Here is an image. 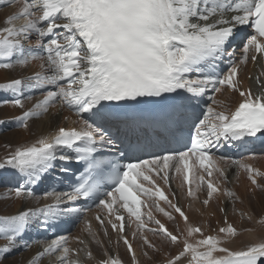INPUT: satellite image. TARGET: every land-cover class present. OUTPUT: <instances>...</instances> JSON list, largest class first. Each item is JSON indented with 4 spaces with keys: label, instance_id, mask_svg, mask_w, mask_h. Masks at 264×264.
Masks as SVG:
<instances>
[{
    "label": "snow or ice",
    "instance_id": "obj_1",
    "mask_svg": "<svg viewBox=\"0 0 264 264\" xmlns=\"http://www.w3.org/2000/svg\"><path fill=\"white\" fill-rule=\"evenodd\" d=\"M6 3H19L21 7L0 29V61H3L0 69L40 61L41 70L0 83V92L12 94L0 104L23 109L25 100L32 99L30 95L25 96V92L46 90L42 99L15 118L20 126L27 129L30 119L48 113L49 108L59 102L75 110L81 127H60L53 136L16 148L0 161V170L16 169L26 174L29 182L36 183L40 174L55 167L53 162L57 160L58 149L69 150L59 156L60 160L83 161L86 168L85 175L70 192L55 195L54 204L0 217V236L7 241L0 247V253L12 251L27 228L55 226L62 218L80 213L82 209L76 202L81 198L99 197L101 184L107 181L111 182L112 190L104 193L98 206L106 209L110 216L114 214V206L119 204L135 217L138 229L145 228L142 200L137 194L142 192L149 198L154 195L166 201L183 218L186 235L182 250L166 264H177L185 257H188L187 264H264V242L241 250L224 247L239 234L236 227L227 223V218L226 226L220 227L217 235L204 236L200 227L188 223V216L168 200L153 179L155 175L167 184L169 171L174 169L188 183V195L195 196L189 174L193 168L202 169L209 179L198 175L196 190L206 184L207 199L203 204L208 205L213 195L221 191L211 177L219 174L226 178L221 167L226 158L214 157L212 148L227 147L246 138H264V92L254 96L250 89L240 90L239 69L234 61L229 60L227 74H217L215 63L232 55L229 47L237 38V26L253 30L241 37L246 41L241 62L248 61L250 51L264 55V0H6ZM229 13H232L230 17ZM21 19L25 22L17 26L15 21ZM33 34L37 37L36 45H26L25 41ZM34 47L46 55L38 54ZM251 59L256 60L257 56L252 55ZM202 69H207V74ZM195 73L201 75L192 78ZM209 86L217 93L223 86L238 91L242 102L231 113L216 111L211 106L193 113L188 142L183 143L182 122L190 118L183 109L192 104L194 98L202 97ZM212 100L219 103L214 97ZM146 105L160 106L159 111L152 112L151 118L162 121L167 130L174 129L173 136L179 146L152 145L161 148L159 154L153 153L150 159L136 157L137 162L120 165L119 158L132 157L126 154L124 142L119 137L114 138L109 129L127 126L137 117L146 119L143 111H138L139 106ZM193 130L195 135L191 134ZM105 150L117 159H105ZM233 163L249 174L252 185L264 191V185L257 181V176L264 177V173L245 162ZM68 170V167L61 168L62 172ZM93 173L99 179H93ZM141 179L153 185L154 191L145 187ZM225 194L236 195L230 190ZM33 195L25 186L15 189L16 197ZM156 207L173 219L170 212L158 204ZM146 215L158 226L151 231L162 232L173 244L180 241L181 238L159 219H154L151 208ZM115 219L120 223L109 221L112 228L122 232L124 216L115 214ZM260 222L264 224V219ZM196 234L203 238L189 240ZM143 239L148 247H155L147 237ZM123 243L132 254L133 264H138L126 236ZM55 252L60 253L58 264H80L78 259H70L73 250L67 246L64 236L53 240L29 264H37L46 254ZM87 255L91 257V252ZM99 264L123 262L118 257H109Z\"/></svg>",
    "mask_w": 264,
    "mask_h": 264
},
{
    "label": "bare ground",
    "instance_id": "obj_2",
    "mask_svg": "<svg viewBox=\"0 0 264 264\" xmlns=\"http://www.w3.org/2000/svg\"><path fill=\"white\" fill-rule=\"evenodd\" d=\"M21 5H19L18 8H20ZM1 16V15H0ZM6 26V22L0 21V29ZM20 68L19 66L14 67L12 69H0V83L1 82H7L10 79L13 78H19L20 77ZM5 92H0V94H3ZM19 113H23V110L19 107H13L11 105H4L0 104V119L4 117H10L17 115ZM60 121V118L57 116H50V118H46V120H33L30 121V127L27 130H24L23 128L9 133H3L0 135V141L8 144H22L26 141L30 140L31 138L39 139L44 137L47 133H49L56 124H58ZM244 186V185H243ZM243 186H241L239 189L242 190ZM244 190V189H243ZM246 190V189H245ZM244 193V192H243ZM0 217L3 216H10L15 215V213L19 211H23L26 208H22V206L29 207L34 205V202H27L24 203L20 197L15 196V191L11 189L10 187L7 188H0ZM3 206V207H2ZM196 207H200V203L195 204ZM2 207V208H1ZM213 211L210 209V212ZM197 214L193 213V217H196ZM259 224V223H256ZM258 235H263L264 232L259 233ZM247 237V242H252L254 239H259L260 237L258 235H255L254 229H249L245 234ZM7 241L0 236V247L5 245ZM26 257L24 258L23 262L21 264H29V262L37 255V250H29L25 253ZM11 258H7L5 253H0V261H2V264H14ZM39 264H48L45 262V260L39 259Z\"/></svg>",
    "mask_w": 264,
    "mask_h": 264
},
{
    "label": "rangeland",
    "instance_id": "obj_3",
    "mask_svg": "<svg viewBox=\"0 0 264 264\" xmlns=\"http://www.w3.org/2000/svg\"><path fill=\"white\" fill-rule=\"evenodd\" d=\"M7 10H9V9H7ZM16 13H17V11H15ZM7 13L6 12H4V18H5V21H6V19L10 16V15H13L14 13H9L8 15H6ZM1 15V14H0ZM1 18V17H0ZM3 21V20H2ZM4 21V22H5ZM18 21V22H17ZM15 23L17 24V26H19V25H22L25 21L24 20H17ZM1 143H3L2 141H0V144ZM244 189V190H243ZM246 189V187L245 186H243V188H242V190H238V192L242 195V199H243V201L241 202V200L242 199H240L239 200V205H237L236 203H237V200H234V203H233V199L232 198H230V199H228L227 201H226V203L227 204H229V215H230V217L234 220V224L236 225V227H237V229H238V235L236 236V237H238V238H236V237H234V238H236V239H234L235 240V242L237 241H239L240 240V236H242V235H244L249 229H253V225L255 224V223H253V224H250V223H247V224H245V230H243L242 232H241V227L239 226V218H240V216L239 215H241L240 214V212H239V207H241L242 208V212H244L245 210H247L248 212H249V210H251L254 214H256V215H258V214H261V213H263L264 212V192L263 193H261V192H259V193H257V192H252V193H254V194H251V193H249L248 191H247V189ZM244 192V193H243ZM2 194H0V196H1ZM241 195H240V197H241ZM252 196H254V197H256L257 198V200L254 198V197H252ZM259 198V199H258ZM1 199V198H0ZM3 207V206H2ZM1 207V208H2ZM201 209H202V212H203V210H204V208L203 207H201ZM196 214V213H195ZM194 218V217H193ZM195 218H197L198 220H199V218H198V215H196V217ZM251 219L252 220H254L255 219V217H254V215L252 214L251 215ZM262 232H264V228H262L261 230H259V233H262ZM26 257V255L25 254H23V255H20V256H16V257H14L13 259H12V261H13V263L14 264H21L22 262H23V260H24V258ZM42 260H45V262H46V259H41V261ZM47 263V262H46ZM39 264V263H38ZM49 264V263H48Z\"/></svg>",
    "mask_w": 264,
    "mask_h": 264
}]
</instances>
